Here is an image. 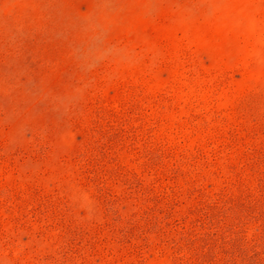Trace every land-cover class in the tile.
Returning <instances> with one entry per match:
<instances>
[{"label": "rangeland", "instance_id": "374dc122", "mask_svg": "<svg viewBox=\"0 0 264 264\" xmlns=\"http://www.w3.org/2000/svg\"><path fill=\"white\" fill-rule=\"evenodd\" d=\"M0 264H264V0H0Z\"/></svg>", "mask_w": 264, "mask_h": 264}]
</instances>
